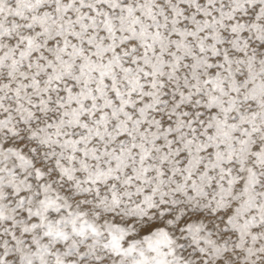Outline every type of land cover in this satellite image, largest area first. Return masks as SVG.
<instances>
[{
    "label": "snow or ice",
    "instance_id": "obj_1",
    "mask_svg": "<svg viewBox=\"0 0 264 264\" xmlns=\"http://www.w3.org/2000/svg\"><path fill=\"white\" fill-rule=\"evenodd\" d=\"M0 264H264V0H0Z\"/></svg>",
    "mask_w": 264,
    "mask_h": 264
}]
</instances>
